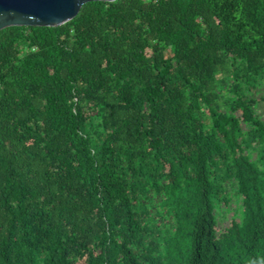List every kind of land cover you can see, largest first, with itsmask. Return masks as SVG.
I'll return each instance as SVG.
<instances>
[{
    "label": "trees",
    "instance_id": "obj_1",
    "mask_svg": "<svg viewBox=\"0 0 264 264\" xmlns=\"http://www.w3.org/2000/svg\"><path fill=\"white\" fill-rule=\"evenodd\" d=\"M263 90L264 0L1 29L0 264H264Z\"/></svg>",
    "mask_w": 264,
    "mask_h": 264
},
{
    "label": "water",
    "instance_id": "obj_2",
    "mask_svg": "<svg viewBox=\"0 0 264 264\" xmlns=\"http://www.w3.org/2000/svg\"><path fill=\"white\" fill-rule=\"evenodd\" d=\"M93 0H0V30L8 26H58ZM114 1V0H104Z\"/></svg>",
    "mask_w": 264,
    "mask_h": 264
},
{
    "label": "rangeland",
    "instance_id": "obj_3",
    "mask_svg": "<svg viewBox=\"0 0 264 264\" xmlns=\"http://www.w3.org/2000/svg\"><path fill=\"white\" fill-rule=\"evenodd\" d=\"M263 92H264V90H263ZM263 92H262V93L259 92V94L256 95V99L259 100V99L261 98V96H263L262 99H264V94H263ZM234 207H235V205L232 204V209H233ZM231 214H233V213H231ZM220 230H221L222 234H232V233H234V232L236 231V224H235V222L232 220V216H231V215L228 217L227 220L222 219V221H221V225H220ZM75 264H84V263L81 262V261H78V262L75 263Z\"/></svg>",
    "mask_w": 264,
    "mask_h": 264
}]
</instances>
